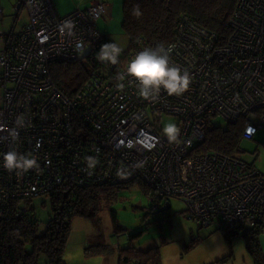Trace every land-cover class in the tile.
<instances>
[{
    "label": "built area",
    "instance_id": "built-area-1",
    "mask_svg": "<svg viewBox=\"0 0 264 264\" xmlns=\"http://www.w3.org/2000/svg\"><path fill=\"white\" fill-rule=\"evenodd\" d=\"M18 2L15 12H25V24L19 32L0 33V218L11 203L64 184L138 183L148 188L153 209L178 199L198 227L240 233L264 225V175L235 157L196 152L213 117L227 124L247 119L245 139L264 129V0H239L222 44L182 17L165 47L174 45L170 62L187 70L191 83L180 96L161 90L154 101L140 97L130 77L123 90L117 88L118 75L148 48L142 40L116 73L92 71L69 96L54 86L53 64L81 59L77 44H100L105 3L59 14L53 0ZM65 21L74 24L72 35L60 31ZM163 117L179 126L178 142L168 141ZM248 125L256 130L253 136L245 132ZM10 150L34 156L39 167L8 171L3 156Z\"/></svg>",
    "mask_w": 264,
    "mask_h": 264
},
{
    "label": "trees",
    "instance_id": "trees-1",
    "mask_svg": "<svg viewBox=\"0 0 264 264\" xmlns=\"http://www.w3.org/2000/svg\"><path fill=\"white\" fill-rule=\"evenodd\" d=\"M238 2L239 0H124L121 9V30L127 35L129 45L119 57V62L112 65L101 63L96 59L101 45L112 42L110 36L102 34L100 44L90 49L86 55L84 59L86 65L80 59L73 63L52 65L49 74L53 84L59 91L69 96L79 87L81 88L92 71L116 73L120 61L135 49L139 40H142L148 48L173 41L178 22L184 16L214 33L218 37V42L222 44L230 35L229 21ZM17 15L15 14L14 17ZM246 122L247 119L239 118L234 123H228L225 128L211 125L206 132L204 142L197 146L196 152L216 151L241 160L236 153L240 151ZM246 165L260 173L255 167ZM132 185L135 184L60 186L47 195L50 197L52 217L47 220L43 231L38 230L36 217L29 205L30 200L11 203L8 212L0 218V264H38V257L41 254L46 256L47 264H66L62 256L65 251L64 244L71 232L72 219L96 218L103 209L109 208V205L120 199L121 190L128 189ZM139 185L149 197L148 188ZM115 217L116 212L111 210L113 223L116 222ZM215 231H220L228 244L242 238L253 264H264V253L259 237L264 234V225L245 229L240 233L237 229L227 227L216 228ZM139 236L141 233L129 236L130 245L120 249L117 254L118 264H163L159 245L147 250L137 249L133 245L131 241H135ZM199 241H201L199 238H192L188 244H184V252L195 248ZM111 251V246L105 244L92 245L84 249L83 256L87 258L106 256Z\"/></svg>",
    "mask_w": 264,
    "mask_h": 264
},
{
    "label": "rangeland",
    "instance_id": "rangeland-1",
    "mask_svg": "<svg viewBox=\"0 0 264 264\" xmlns=\"http://www.w3.org/2000/svg\"><path fill=\"white\" fill-rule=\"evenodd\" d=\"M17 1L0 0V33L2 30L7 32L15 21L16 8L13 6ZM24 13L22 11L18 15L16 26L25 24L27 18ZM110 38L121 47V55L128 49L129 39L123 32L111 34ZM89 52L90 48L86 47L79 54L85 65L87 62L84 59ZM174 121L173 118L163 117L161 124L164 128ZM210 121L221 128L228 126L221 118L213 117ZM236 155L264 175V129H259L253 139L242 138L240 151ZM119 196V200L103 209L96 218L72 219L71 232L64 244L62 256L66 264H118L119 250L129 246V236L136 233H141V236L131 241L133 245L141 250L159 245L163 264H253L242 238L228 244L222 233L215 231V227H198L184 215L186 205L182 201L171 198L168 200L171 208L159 212L166 200L159 204V209H153L152 202L139 184L121 190ZM29 205L36 217L38 230L43 231L47 220L52 217L50 197L37 196L29 201ZM111 210L116 212L115 223L111 218ZM192 238L201 241L192 250L184 252V244H188ZM99 244L111 246V253L84 261V249ZM45 257L41 254L38 264H47Z\"/></svg>",
    "mask_w": 264,
    "mask_h": 264
},
{
    "label": "clouds",
    "instance_id": "clouds-1",
    "mask_svg": "<svg viewBox=\"0 0 264 264\" xmlns=\"http://www.w3.org/2000/svg\"><path fill=\"white\" fill-rule=\"evenodd\" d=\"M74 24L71 21H65L61 25L60 31L72 35ZM173 46L165 47L164 44H158L154 48H144L139 51L127 64L126 72L118 75L117 88L123 90L125 84L123 81L130 77L129 83H134L140 97L145 100H156L161 90L168 95L180 96L186 92L191 83V76L187 70L175 66L170 62V53ZM77 48L83 51V45L77 44ZM122 49L115 42H108L101 45L96 59L101 63H110L115 65L119 62ZM18 124L21 120L18 119ZM255 129L250 125L245 132L249 136L255 134ZM163 132L170 143L178 142L181 130L176 123H168L164 126ZM3 167L10 172L22 174L30 169L38 168L39 164L34 156L23 155L15 150H10L3 156Z\"/></svg>",
    "mask_w": 264,
    "mask_h": 264
},
{
    "label": "crops",
    "instance_id": "crops-1",
    "mask_svg": "<svg viewBox=\"0 0 264 264\" xmlns=\"http://www.w3.org/2000/svg\"><path fill=\"white\" fill-rule=\"evenodd\" d=\"M94 1H101L105 3L107 6L106 14L98 22L101 32H103V34L108 35V36H111V34L114 35L115 33L122 32L121 30L122 10L121 9L123 7L124 0H53L55 7L57 9V12H59V14H68L70 13V11H73L76 8H85L89 6L91 3H93ZM18 5H19V2L15 6H13V8H18ZM22 11L23 10L20 8L19 13L17 14H19L20 16L21 15L20 13ZM14 18L16 19L17 17H14ZM22 27L16 26V22L13 21L12 26H10V29L7 32L11 30L15 32H19L22 29ZM2 32L6 33L3 30ZM259 237H260L261 249L263 250V253H264V234H262ZM98 257H103V256H98ZM83 259L84 261H90L89 258L87 257H84Z\"/></svg>",
    "mask_w": 264,
    "mask_h": 264
},
{
    "label": "water",
    "instance_id": "water-1",
    "mask_svg": "<svg viewBox=\"0 0 264 264\" xmlns=\"http://www.w3.org/2000/svg\"><path fill=\"white\" fill-rule=\"evenodd\" d=\"M18 8H19V5H18ZM163 204L164 205L162 206V208L159 212H164V211L171 208V204H169V201H165ZM159 212H156V213H159Z\"/></svg>",
    "mask_w": 264,
    "mask_h": 264
}]
</instances>
